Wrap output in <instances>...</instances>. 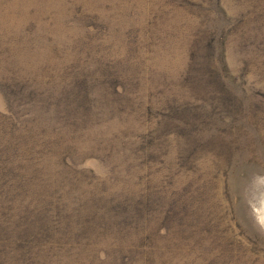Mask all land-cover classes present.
Segmentation results:
<instances>
[{"label":"rangeland","instance_id":"rangeland-1","mask_svg":"<svg viewBox=\"0 0 264 264\" xmlns=\"http://www.w3.org/2000/svg\"><path fill=\"white\" fill-rule=\"evenodd\" d=\"M6 190L0 264H264V0H0Z\"/></svg>","mask_w":264,"mask_h":264},{"label":"trees","instance_id":"trees-1","mask_svg":"<svg viewBox=\"0 0 264 264\" xmlns=\"http://www.w3.org/2000/svg\"><path fill=\"white\" fill-rule=\"evenodd\" d=\"M23 183H24V182H23ZM23 186H24V184H23ZM7 192L10 193V190L2 191V192L0 193V197H3ZM0 202H1V200H0ZM108 243H110V242H108Z\"/></svg>","mask_w":264,"mask_h":264}]
</instances>
